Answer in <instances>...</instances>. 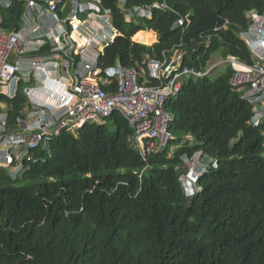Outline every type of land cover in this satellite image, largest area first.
<instances>
[{"label": "trees", "instance_id": "1", "mask_svg": "<svg viewBox=\"0 0 264 264\" xmlns=\"http://www.w3.org/2000/svg\"><path fill=\"white\" fill-rule=\"evenodd\" d=\"M102 1L121 35L105 48L101 67L120 62L139 70L180 42L181 28L172 26L189 13L185 6L154 7L149 19L133 23L120 14L119 0ZM162 1L125 0L128 7ZM205 1L228 28L208 31L207 47L199 33L200 50L183 64L200 69L216 51L252 63L239 34L249 27L248 11L264 14V0ZM24 3L0 8L1 28L19 27ZM233 73L223 65L183 79L167 101L172 156L168 145L144 161L116 111L32 150L17 180L0 169V264H264V120L248 124L253 106L231 86ZM0 101L13 118L25 97L19 90ZM198 150L218 165L188 196L176 167Z\"/></svg>", "mask_w": 264, "mask_h": 264}, {"label": "built area", "instance_id": "2", "mask_svg": "<svg viewBox=\"0 0 264 264\" xmlns=\"http://www.w3.org/2000/svg\"><path fill=\"white\" fill-rule=\"evenodd\" d=\"M13 1H25L20 25L0 27V95L13 100L21 90L25 97L13 118L0 101V169L13 181L33 159L32 150L46 148L63 130L76 136L87 122L103 123L116 111L133 130L131 146L147 161L174 139L167 101L178 96L183 79L203 77L223 65L233 68L231 86L253 106L248 124L264 120V14L248 11L249 27L239 34L252 63L228 55L206 69L183 64L190 16L179 13L172 29L181 28L180 42L162 51L161 58L147 57L145 67L137 70L120 62L100 66L105 48L121 35L102 0H0V8ZM117 6L133 23L149 19L154 7L175 11L168 0L132 7L119 0ZM200 33L207 47L211 35ZM174 150L170 145V156ZM183 161L176 169L186 195L192 196L199 191V176L217 167L218 159L198 150Z\"/></svg>", "mask_w": 264, "mask_h": 264}, {"label": "water", "instance_id": "3", "mask_svg": "<svg viewBox=\"0 0 264 264\" xmlns=\"http://www.w3.org/2000/svg\"><path fill=\"white\" fill-rule=\"evenodd\" d=\"M185 6L189 16L194 21L188 26L183 41L185 43V58L192 62L194 55L200 50L201 43L198 41L200 32H208L213 29H227L226 19L218 14L217 10L211 9L205 0H174L172 6Z\"/></svg>", "mask_w": 264, "mask_h": 264}, {"label": "rangeland", "instance_id": "4", "mask_svg": "<svg viewBox=\"0 0 264 264\" xmlns=\"http://www.w3.org/2000/svg\"><path fill=\"white\" fill-rule=\"evenodd\" d=\"M154 35H155V39H157V34L154 33ZM133 41H134V40H133ZM155 42H156V40H155ZM155 42H154V43H155ZM147 44H149V43H147ZM219 59H221L220 52H219V51L213 52V53L210 55V58H209V60L207 61V63L205 64L204 68H205V69L208 68L212 62H215V61H217V60H219ZM217 69H218V68H217Z\"/></svg>", "mask_w": 264, "mask_h": 264}, {"label": "clouds", "instance_id": "5", "mask_svg": "<svg viewBox=\"0 0 264 264\" xmlns=\"http://www.w3.org/2000/svg\"><path fill=\"white\" fill-rule=\"evenodd\" d=\"M154 32V31H153ZM135 42V41H134Z\"/></svg>", "mask_w": 264, "mask_h": 264}]
</instances>
